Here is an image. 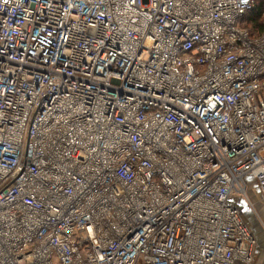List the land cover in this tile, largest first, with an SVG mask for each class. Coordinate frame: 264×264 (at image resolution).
<instances>
[{
    "label": "built area",
    "instance_id": "built-area-1",
    "mask_svg": "<svg viewBox=\"0 0 264 264\" xmlns=\"http://www.w3.org/2000/svg\"><path fill=\"white\" fill-rule=\"evenodd\" d=\"M255 0H0V264L250 263L264 196Z\"/></svg>",
    "mask_w": 264,
    "mask_h": 264
},
{
    "label": "crops",
    "instance_id": "crops-1",
    "mask_svg": "<svg viewBox=\"0 0 264 264\" xmlns=\"http://www.w3.org/2000/svg\"><path fill=\"white\" fill-rule=\"evenodd\" d=\"M250 197L253 202L251 206L247 201H239V207L243 212V218L249 226L252 235L256 240L253 259L250 263L237 261L235 264H264V196L256 190V185L251 182ZM252 192V193H251ZM260 198L263 201H259ZM244 203V205H242Z\"/></svg>",
    "mask_w": 264,
    "mask_h": 264
},
{
    "label": "trees",
    "instance_id": "trees-1",
    "mask_svg": "<svg viewBox=\"0 0 264 264\" xmlns=\"http://www.w3.org/2000/svg\"><path fill=\"white\" fill-rule=\"evenodd\" d=\"M244 27L248 28L252 35L264 31V0H255V10L245 20Z\"/></svg>",
    "mask_w": 264,
    "mask_h": 264
},
{
    "label": "rangeland",
    "instance_id": "rangeland-1",
    "mask_svg": "<svg viewBox=\"0 0 264 264\" xmlns=\"http://www.w3.org/2000/svg\"><path fill=\"white\" fill-rule=\"evenodd\" d=\"M252 193V192H251ZM257 200H259V201H263L262 199H260V198H256Z\"/></svg>",
    "mask_w": 264,
    "mask_h": 264
},
{
    "label": "water",
    "instance_id": "water-1",
    "mask_svg": "<svg viewBox=\"0 0 264 264\" xmlns=\"http://www.w3.org/2000/svg\"><path fill=\"white\" fill-rule=\"evenodd\" d=\"M242 205H244V203H242Z\"/></svg>",
    "mask_w": 264,
    "mask_h": 264
}]
</instances>
